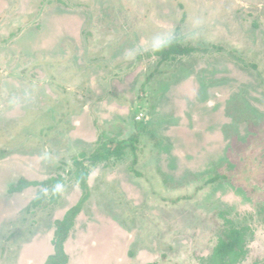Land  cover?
<instances>
[{
	"label": "rangeland",
	"instance_id": "1",
	"mask_svg": "<svg viewBox=\"0 0 264 264\" xmlns=\"http://www.w3.org/2000/svg\"><path fill=\"white\" fill-rule=\"evenodd\" d=\"M66 215V264L264 260V0H0V264Z\"/></svg>",
	"mask_w": 264,
	"mask_h": 264
},
{
	"label": "trees",
	"instance_id": "2",
	"mask_svg": "<svg viewBox=\"0 0 264 264\" xmlns=\"http://www.w3.org/2000/svg\"><path fill=\"white\" fill-rule=\"evenodd\" d=\"M162 48L166 50V45H164V47ZM178 50L180 51L181 49H178ZM37 184H38V181H29L27 179L21 178L11 188H14L12 190H15V191H22L25 187L37 185ZM68 223H69V217H67V215L61 221L57 222L56 231H55V237H57V239L54 243L55 253L52 256V259L50 260V262L53 261L54 264H66L67 263L68 257H67V254L64 252L62 243L64 242V239L67 236V233H66L67 230H65V227ZM255 264H264V260L262 262L255 263Z\"/></svg>",
	"mask_w": 264,
	"mask_h": 264
},
{
	"label": "clouds",
	"instance_id": "3",
	"mask_svg": "<svg viewBox=\"0 0 264 264\" xmlns=\"http://www.w3.org/2000/svg\"><path fill=\"white\" fill-rule=\"evenodd\" d=\"M158 50V49H157Z\"/></svg>",
	"mask_w": 264,
	"mask_h": 264
},
{
	"label": "crops",
	"instance_id": "4",
	"mask_svg": "<svg viewBox=\"0 0 264 264\" xmlns=\"http://www.w3.org/2000/svg\"><path fill=\"white\" fill-rule=\"evenodd\" d=\"M39 182V181H38Z\"/></svg>",
	"mask_w": 264,
	"mask_h": 264
}]
</instances>
